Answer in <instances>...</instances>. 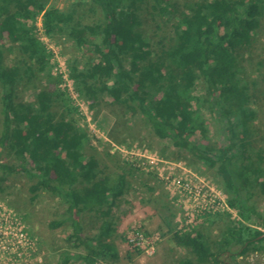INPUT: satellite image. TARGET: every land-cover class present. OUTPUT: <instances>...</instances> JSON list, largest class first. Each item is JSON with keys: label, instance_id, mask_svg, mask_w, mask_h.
Here are the masks:
<instances>
[{"label": "trees", "instance_id": "trees-1", "mask_svg": "<svg viewBox=\"0 0 264 264\" xmlns=\"http://www.w3.org/2000/svg\"><path fill=\"white\" fill-rule=\"evenodd\" d=\"M70 1L71 8L64 11L50 0H0V189L10 175L22 172L36 181L33 194L45 191L65 201L72 226L67 239L84 254L65 252L60 264L121 259L109 240L116 233L112 208L128 187L127 173L106 174L102 160L87 155L92 142L73 117L78 109L72 98L59 88L61 77L56 79L58 93L45 90L36 103L18 101L20 83L51 63L40 37L41 18L48 37L64 35L79 50L97 55L87 70L70 73L81 98L93 101L104 94L119 105L140 107L159 139H170L223 180L228 205L241 220L227 226L215 248L194 228L172 231L173 243L193 254L178 264H222V255L250 251L264 255V232L256 228L264 227L256 193L264 196V146L254 149L253 84L242 74L239 60L261 28L264 0L195 1L183 10L172 0H88L89 13L100 11L92 21L78 16L77 0ZM149 20L170 29L156 42L158 52L146 30ZM200 80L207 92L203 104L224 138L220 149L203 144L208 127L193 100ZM5 153L16 164L4 162ZM84 212L101 221L94 236L84 234Z\"/></svg>", "mask_w": 264, "mask_h": 264}, {"label": "rangeland", "instance_id": "rangeland-1", "mask_svg": "<svg viewBox=\"0 0 264 264\" xmlns=\"http://www.w3.org/2000/svg\"><path fill=\"white\" fill-rule=\"evenodd\" d=\"M172 1L183 10L188 3L206 0ZM75 2L78 4L75 8L78 16L87 21L99 18L100 11L89 13L90 1L85 0L80 5L78 0ZM71 3L70 0L49 2L64 11L71 8ZM157 24L149 20L146 30L158 52L156 42L171 33L169 28L161 29ZM38 26L40 37L52 54L51 63L44 72L36 71L31 81L25 79L20 83L18 101L36 103L45 90L58 93L56 79L61 77L59 88L72 98L73 107L78 109L73 117L88 132L92 142L86 148L87 155L98 156L106 174L116 177L125 172L128 175V187L115 203L111 215L116 233L109 242L117 247L121 259L109 264H178L184 258H192L190 250L177 247L172 241V231L188 228L201 231L215 248L227 226L241 220L233 209L217 213L201 211L199 203L193 201V191L199 184L227 200L223 180L216 171L196 161L188 151L174 147L170 139H159L140 107L119 105L104 94L93 101L81 98L70 73L73 68L87 70L97 61V55L89 50H79L72 39L64 35L48 37L41 27V18ZM239 60L242 74L253 84V102L257 112L254 149L257 151L264 146V19L254 43L241 52ZM206 94L200 80L193 100L194 105L202 110L208 127L203 144L220 149L224 138L218 122L203 104ZM55 110L65 112L62 107ZM2 159L16 164L6 153ZM35 182L18 172L1 185L0 264H60L65 252L84 254L67 239L72 233L68 205L59 196L45 191L33 194L30 188ZM256 193L259 211L264 212V196L259 190ZM58 221H63V225L51 228V223ZM80 221L85 235L96 234L100 225L96 214L84 212ZM256 228L264 232V227ZM18 232L24 234L21 243L15 236ZM137 232H145L149 243L136 244ZM10 238L14 242L13 247ZM238 251V247L234 248V255ZM128 254L134 255L132 259H127ZM221 262L264 264V255L253 251L239 256L222 255ZM70 264L82 263L73 260Z\"/></svg>", "mask_w": 264, "mask_h": 264}, {"label": "built area", "instance_id": "built-area-1", "mask_svg": "<svg viewBox=\"0 0 264 264\" xmlns=\"http://www.w3.org/2000/svg\"><path fill=\"white\" fill-rule=\"evenodd\" d=\"M193 192H194L193 201L199 203L198 208L201 211H209V212L217 213V212H222V211H230L232 209L228 205L227 200L222 199L212 190L211 191L206 190V188H204V185L202 184L201 185L199 184L198 187H196ZM7 220L8 218L5 219V221ZM15 236L17 239H20L18 242L21 243L22 239L24 238V234L22 232H18V233H15ZM136 236L137 237L135 239V243L139 244V246H142L149 241L148 235L145 232L143 233L137 232ZM3 239H5V237H3ZM10 241L12 242V247H13L14 242L11 240V238H10Z\"/></svg>", "mask_w": 264, "mask_h": 264}, {"label": "crops", "instance_id": "crops-1", "mask_svg": "<svg viewBox=\"0 0 264 264\" xmlns=\"http://www.w3.org/2000/svg\"><path fill=\"white\" fill-rule=\"evenodd\" d=\"M111 218H112V217H111ZM100 222H101V221H100ZM115 229H116V227H115ZM114 236H115V234H114ZM114 236H113V237H114ZM113 237H112V238H113ZM81 263H82V262H81ZM82 264H83V263H82Z\"/></svg>", "mask_w": 264, "mask_h": 264}]
</instances>
